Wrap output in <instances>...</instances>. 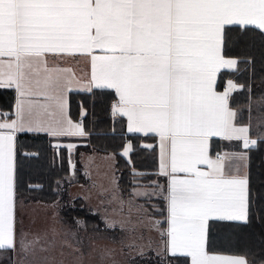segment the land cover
Here are the masks:
<instances>
[{"label": "snow or ice", "instance_id": "snow-or-ice-1", "mask_svg": "<svg viewBox=\"0 0 264 264\" xmlns=\"http://www.w3.org/2000/svg\"><path fill=\"white\" fill-rule=\"evenodd\" d=\"M229 26L264 32V0H0V88L16 93L14 111L0 112V249L15 248L17 133L86 135L67 113L80 81L48 62L79 54L91 59L84 90H114L113 114L127 118L128 131L159 137L169 251L191 264H248L207 250L210 222L246 224L250 207L247 174L231 171L245 155L213 158L210 142L257 143L235 124L237 85L216 90L219 73L237 64L224 55Z\"/></svg>", "mask_w": 264, "mask_h": 264}, {"label": "trees", "instance_id": "trees-1", "mask_svg": "<svg viewBox=\"0 0 264 264\" xmlns=\"http://www.w3.org/2000/svg\"><path fill=\"white\" fill-rule=\"evenodd\" d=\"M224 55L237 64L232 71H221L217 89L222 91L227 81L237 85L230 94L229 106L236 112V123L249 128L255 146L245 149L248 157L250 207L249 221L210 222L207 250L246 258L248 264H264V32L249 27L229 26L225 30ZM116 100L110 89H92L90 92H71L68 113L74 123H81L85 136H50L47 133H17L15 203L18 200L55 203L62 187L71 182H83L80 157L84 153H112L115 156L117 184L121 192L132 194L139 187L163 189V195L150 198L153 215L167 229V182L158 174L157 146L154 138L130 135L123 118L112 114ZM13 90H0V112H12ZM75 147L69 149L67 145ZM132 145L125 156L126 146ZM220 141H211L220 147ZM150 146V147H149ZM146 200V199H144ZM74 200V206L62 208L66 221L80 220L88 229L99 226L96 216L88 214ZM76 205V206H75ZM166 240V237L164 236ZM0 264H13L12 250H1ZM163 264H190L189 257L166 252Z\"/></svg>", "mask_w": 264, "mask_h": 264}, {"label": "rangeland", "instance_id": "rangeland-1", "mask_svg": "<svg viewBox=\"0 0 264 264\" xmlns=\"http://www.w3.org/2000/svg\"><path fill=\"white\" fill-rule=\"evenodd\" d=\"M80 162L83 182L62 187L55 203H15V248L0 252L12 250L13 264H163L166 233L149 207L160 189L121 192L112 153H84ZM78 198L99 226L88 229L80 220L63 218L62 208L74 206Z\"/></svg>", "mask_w": 264, "mask_h": 264}, {"label": "crops", "instance_id": "crops-1", "mask_svg": "<svg viewBox=\"0 0 264 264\" xmlns=\"http://www.w3.org/2000/svg\"><path fill=\"white\" fill-rule=\"evenodd\" d=\"M237 27H239V26H237ZM249 27H251V26H249ZM226 58H228V57H226ZM230 59H233V58H230ZM48 62H49V66H55V67H59V68H63V69H70L71 70L70 74L74 75L75 79L80 81L79 85L74 84L72 86L73 90H71V91H69L67 93V113H68V103H69V95H70V93L71 92H78V91L79 92H89L87 90H84L83 85H86L89 82V80L91 79V73H92L91 59H90L89 56L79 55V54H77V55H63V54H60L58 56H54L52 54H49ZM232 70H234V68L230 69V70H222V71H232ZM216 85H217V82H216ZM226 87H227V83L225 84L224 89ZM93 89H97V88H93ZM224 89L222 91H220L216 87V90L218 92H223ZM0 90H9V89L0 88ZM10 90H13V89H10ZM110 90H112V89H110ZM112 91H114V90H112ZM13 92L16 95L14 90H13ZM15 100H16V97H15ZM117 100H118V97L116 96V100L113 102V104L116 103ZM14 105H15V103H14ZM13 111H14V108H13ZM111 111H112V106H111ZM12 112L5 111V113H9V114H11ZM112 114H113V111H112ZM68 115H69V113H68ZM115 116L123 118L125 120V122H126V132L128 134H130V135H145L144 133L129 132L128 131L127 118L124 117V116H120L118 114L115 115ZM235 124L238 127L239 126H244V125L237 124L236 121H235ZM21 133H26V132H21ZM27 133H29V132H27ZM42 133H45V132H42ZM145 136H150V137L154 138V140L156 141L155 143H156V146H157L158 174H159V165H160V159H159V157H160V146H159L160 142H159V137L156 136L155 134H152V133H149L148 135H145ZM250 139H252V138H250ZM212 140L221 142L220 147L218 148L217 146H215L214 147L215 151L210 153L213 158L215 157V155L217 153H221V154L228 153L230 155L231 154H241V153H243L246 158L244 160H242V161L241 160L233 161L232 162L231 171H232V174H237L236 173V169L238 168L239 169V173L238 174H240V175L247 174V172H248V157H247V153L245 151V148L243 146V142L242 141H238V140L226 141V140L220 139L218 137H214V138H212ZM202 167H205V170H207L206 166H202ZM179 175L183 176L184 174L180 173ZM161 177L165 178L166 182L168 183V178L167 177H164V176H161ZM139 188H142V187H139ZM152 216H153V213H152ZM166 221H167V201H166ZM167 227H168V225H167ZM165 233H167V229H166ZM165 237H166V240L164 239V245H166V247H167V251L166 252H168L169 254L173 255L168 249V237H167V234H165ZM176 255H180V254H176ZM212 255H222V254H212ZM222 256H229V255H222ZM189 260H190V264H191V258L190 257H189Z\"/></svg>", "mask_w": 264, "mask_h": 264}]
</instances>
